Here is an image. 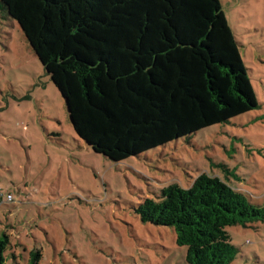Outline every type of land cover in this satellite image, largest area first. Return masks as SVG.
Masks as SVG:
<instances>
[{
  "label": "trees",
  "instance_id": "1",
  "mask_svg": "<svg viewBox=\"0 0 264 264\" xmlns=\"http://www.w3.org/2000/svg\"><path fill=\"white\" fill-rule=\"evenodd\" d=\"M62 93L77 135L120 162L258 106L221 0H0ZM224 166V165H222ZM174 227L187 264H231L229 226L264 205L219 175L171 182L135 208ZM0 238V264H21ZM41 253L35 254V264Z\"/></svg>",
  "mask_w": 264,
  "mask_h": 264
},
{
  "label": "rangeland",
  "instance_id": "2",
  "mask_svg": "<svg viewBox=\"0 0 264 264\" xmlns=\"http://www.w3.org/2000/svg\"><path fill=\"white\" fill-rule=\"evenodd\" d=\"M221 2L258 106L115 162L77 135L62 93L0 1V238L9 237L10 261L15 253L31 264L40 252L35 264H187L175 228L144 223L135 208L203 172L264 205V0ZM228 230L239 248L231 264H264V219Z\"/></svg>",
  "mask_w": 264,
  "mask_h": 264
},
{
  "label": "built area",
  "instance_id": "3",
  "mask_svg": "<svg viewBox=\"0 0 264 264\" xmlns=\"http://www.w3.org/2000/svg\"><path fill=\"white\" fill-rule=\"evenodd\" d=\"M9 197L11 198V196L9 195Z\"/></svg>",
  "mask_w": 264,
  "mask_h": 264
}]
</instances>
